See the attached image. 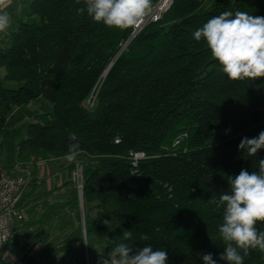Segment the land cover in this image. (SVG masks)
I'll list each match as a JSON object with an SVG mask.
<instances>
[{
    "label": "trees",
    "instance_id": "trees-1",
    "mask_svg": "<svg viewBox=\"0 0 264 264\" xmlns=\"http://www.w3.org/2000/svg\"><path fill=\"white\" fill-rule=\"evenodd\" d=\"M203 5L172 0L131 39L134 28L80 13L83 0H27L0 50V139L21 135L10 167L62 160L71 143L82 167V209L73 186L71 201L38 219L39 239L26 243L39 245V264H102L119 242L163 249L168 264H203L209 253L226 264L223 209L211 198L218 203L228 176L258 171L264 159V149L256 157L238 149L264 131V78L229 80L193 33L224 11L264 17V0H212L200 12ZM30 103L41 113L8 132L13 112ZM256 227L264 231V222ZM244 264H264V253L250 250Z\"/></svg>",
    "mask_w": 264,
    "mask_h": 264
},
{
    "label": "clouds",
    "instance_id": "clouds-1",
    "mask_svg": "<svg viewBox=\"0 0 264 264\" xmlns=\"http://www.w3.org/2000/svg\"><path fill=\"white\" fill-rule=\"evenodd\" d=\"M4 0H0L3 4ZM78 11L95 23L117 30H127L144 20L152 8V0H83ZM11 26L8 11L0 10V33ZM193 37L203 41L211 57L229 80H256L264 78V17L244 11H224L208 19L197 28ZM238 149L245 157H256L264 149V131L258 136L241 139ZM81 154L78 143H71L64 159L75 163ZM257 170L241 169L239 174L228 176V189L211 202L223 209L218 235L224 251L219 259L226 264H244L250 250L264 253V231L256 225L264 222V159L255 163ZM123 238L130 240L132 231L124 230ZM141 240H148L141 235ZM203 264H217L211 253L202 256ZM102 264H168V254L163 249L154 250L151 245L134 248L119 242L110 249Z\"/></svg>",
    "mask_w": 264,
    "mask_h": 264
},
{
    "label": "rangeland",
    "instance_id": "rangeland-1",
    "mask_svg": "<svg viewBox=\"0 0 264 264\" xmlns=\"http://www.w3.org/2000/svg\"><path fill=\"white\" fill-rule=\"evenodd\" d=\"M26 5L27 0H15L11 5L1 9L9 12L11 26L7 31L0 33V50H3V47H5L8 36L16 30L18 21L21 19L22 11ZM210 7V3L209 5H203L200 12L206 11ZM3 73V69H0V79ZM2 84L4 87H12L10 84ZM34 106V103H30L14 111L13 116L10 117L7 122V131L10 133L11 131H15L17 134L20 133L22 125L26 122L25 120H30L28 118L29 116L41 113V111ZM20 140L21 135L18 136L17 141L16 138H14L6 145L5 142H2L0 139V165L11 175L24 176L25 172L30 174L29 184L20 202L16 206L20 218L14 221V230L16 232L14 239L23 235L25 242L28 243L33 239V235L34 239L39 237L37 236V231L40 227H38L36 223L38 219L46 220L50 213H59L63 204L71 201L72 197L70 191L78 182L73 179V174L76 173L77 170L78 173L80 172L81 174V170L76 167L74 172L70 173L68 168L71 164L65 159L38 162L25 167L20 164H15L10 167L9 160L13 155L16 143ZM76 163H79L78 158L75 164ZM17 165L18 167L16 168ZM15 168L19 172H16ZM33 185H35L33 189L34 192H31ZM66 211L74 210L71 206H68ZM68 218L69 216L67 219ZM46 226H48V224ZM71 231L72 230H70V232Z\"/></svg>",
    "mask_w": 264,
    "mask_h": 264
},
{
    "label": "built area",
    "instance_id": "built-area-1",
    "mask_svg": "<svg viewBox=\"0 0 264 264\" xmlns=\"http://www.w3.org/2000/svg\"><path fill=\"white\" fill-rule=\"evenodd\" d=\"M15 0H4L3 4H0V10L4 7L11 5ZM172 0H158L152 5L149 12L146 13L143 21L138 23L133 30L131 39L147 24L158 22L162 15L171 6ZM142 154H137L134 156L135 159L142 158ZM18 165L16 166V168ZM81 170L78 173L73 174V179L77 180L75 186L79 205H82V167L78 164L75 168ZM15 168L16 172H19ZM74 172V171H73ZM30 174L25 172L24 176L11 175L4 167L0 165V255L3 252L6 244L11 241L16 232L14 230V221L20 218L16 206L21 200L28 184H29ZM30 251L35 253L39 249V245L32 243L29 247Z\"/></svg>",
    "mask_w": 264,
    "mask_h": 264
},
{
    "label": "crops",
    "instance_id": "crops-1",
    "mask_svg": "<svg viewBox=\"0 0 264 264\" xmlns=\"http://www.w3.org/2000/svg\"><path fill=\"white\" fill-rule=\"evenodd\" d=\"M204 5H209L212 0H202ZM19 232V230H18ZM0 264H39L36 253L26 246L23 235L9 241L0 255Z\"/></svg>",
    "mask_w": 264,
    "mask_h": 264
},
{
    "label": "water",
    "instance_id": "water-1",
    "mask_svg": "<svg viewBox=\"0 0 264 264\" xmlns=\"http://www.w3.org/2000/svg\"><path fill=\"white\" fill-rule=\"evenodd\" d=\"M109 68L107 69V71L105 72L104 76L107 74ZM82 200V199H81ZM80 209H82V206H80Z\"/></svg>",
    "mask_w": 264,
    "mask_h": 264
}]
</instances>
